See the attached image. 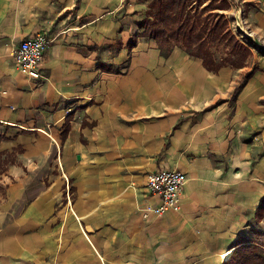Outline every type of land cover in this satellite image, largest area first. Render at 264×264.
I'll list each match as a JSON object with an SVG mask.
<instances>
[{
  "label": "crops",
  "instance_id": "1",
  "mask_svg": "<svg viewBox=\"0 0 264 264\" xmlns=\"http://www.w3.org/2000/svg\"><path fill=\"white\" fill-rule=\"evenodd\" d=\"M150 1L0 0V264H224L263 243L264 0H228L253 56L217 73L142 35ZM43 33L28 78L13 53ZM160 169L185 174L181 208L146 218Z\"/></svg>",
  "mask_w": 264,
  "mask_h": 264
},
{
  "label": "trees",
  "instance_id": "2",
  "mask_svg": "<svg viewBox=\"0 0 264 264\" xmlns=\"http://www.w3.org/2000/svg\"><path fill=\"white\" fill-rule=\"evenodd\" d=\"M147 5L139 27L166 56L179 47L215 73L224 67H245L253 56L229 27L225 14L231 6L228 0H152ZM259 210L260 219H264V201ZM231 254L224 264H264V250L255 242L243 241Z\"/></svg>",
  "mask_w": 264,
  "mask_h": 264
},
{
  "label": "built area",
  "instance_id": "3",
  "mask_svg": "<svg viewBox=\"0 0 264 264\" xmlns=\"http://www.w3.org/2000/svg\"><path fill=\"white\" fill-rule=\"evenodd\" d=\"M45 34H38L23 41L13 53L16 67L28 78L40 79V66L51 44ZM147 193L150 198L161 200L159 206L147 204L143 210L144 217H161L165 212H177L181 208V195L186 185V176L179 170L160 169L147 178Z\"/></svg>",
  "mask_w": 264,
  "mask_h": 264
},
{
  "label": "rangeland",
  "instance_id": "4",
  "mask_svg": "<svg viewBox=\"0 0 264 264\" xmlns=\"http://www.w3.org/2000/svg\"><path fill=\"white\" fill-rule=\"evenodd\" d=\"M147 5V4H146ZM147 8H148V5H147ZM230 8H231V6H230ZM229 8V9H230ZM228 9V10H229ZM228 10L227 11H225V14H226V19H228V21L230 22V25H229V27L231 28V30L233 31V33L236 35H238V32H239V30L241 29V27H242V24H243V15L241 14L239 17H238V19L236 18V19H234V17L232 16V14H230L229 12H228ZM242 11V10H241ZM242 13V12H241ZM141 30V29H140ZM142 32H143V30H141ZM238 37H239V39L242 41H244L245 43H247L248 45H249V43L247 42V41H245V36H243V37H241V35H238ZM242 41V42H243ZM243 42V43H244ZM254 42H252L251 44H252V46H254L255 47V50H258L257 51V53L260 55L259 57H264V47L261 45V44H253ZM250 46V45H249ZM250 60H248V62H249ZM253 62V61H252ZM248 64V63H247ZM250 64H252V63H250ZM10 164V162L9 161H7V163H6V165L5 166H0V168H2V169H0V201H1V199L4 197V195L6 194V191H7V189H8V185H6L5 183H6V181H4L3 182V179H5V177H4V175H5V168H6V166L7 165H9ZM264 225H259L258 223L256 224V223H254L253 225H252V227L253 228H255V229H257L258 230V228H262ZM251 230H253V229H251ZM264 240V239H263ZM262 240V241H263ZM261 245L263 246L264 245V241H263V243H261ZM262 249L264 250V248L262 247ZM235 251V250H234ZM233 251V252H234ZM232 255V254H231ZM231 255L229 256V258H227L228 260L227 261H229L230 260V257H231Z\"/></svg>",
  "mask_w": 264,
  "mask_h": 264
},
{
  "label": "bare ground",
  "instance_id": "5",
  "mask_svg": "<svg viewBox=\"0 0 264 264\" xmlns=\"http://www.w3.org/2000/svg\"><path fill=\"white\" fill-rule=\"evenodd\" d=\"M231 253H232V251H230V252H226V254L223 255V258H224V259L228 258V257L231 255Z\"/></svg>",
  "mask_w": 264,
  "mask_h": 264
}]
</instances>
